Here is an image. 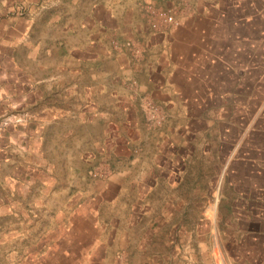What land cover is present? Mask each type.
<instances>
[{"label":"rangeland","instance_id":"obj_1","mask_svg":"<svg viewBox=\"0 0 264 264\" xmlns=\"http://www.w3.org/2000/svg\"><path fill=\"white\" fill-rule=\"evenodd\" d=\"M123 2L0 0V264H264V0Z\"/></svg>","mask_w":264,"mask_h":264},{"label":"crops","instance_id":"obj_2","mask_svg":"<svg viewBox=\"0 0 264 264\" xmlns=\"http://www.w3.org/2000/svg\"><path fill=\"white\" fill-rule=\"evenodd\" d=\"M139 1L140 0H124L123 8H122L123 12H126V14L132 13L133 11L137 13L138 12V9H137L138 4L137 3ZM93 10H92L93 14L97 16V18H96L97 25H96L95 29H93V31L99 29L100 35L107 36L108 35L107 32L110 31L112 27L113 28L119 27L118 24H114V26H113V24L108 23L107 19L103 17V13H104V10H105V11L110 12V15H111L112 18L113 17L115 18L116 12H114L111 7H109V8L105 7L103 9V8H99V7L95 8V6H94ZM130 10H131V12H130ZM113 12H114V14H113ZM136 21L132 22V24L129 25V27L132 29V31L133 30L137 31L139 29V26L137 25ZM127 28H128V26L124 27L123 30H126ZM143 36L147 37V40L143 39L142 43L145 44V46H147L149 48H150V44H152V41H153L154 37H159L158 34L153 33L152 31L151 32L148 31V33H144V31H143L141 33V37H143Z\"/></svg>","mask_w":264,"mask_h":264},{"label":"built area","instance_id":"obj_3","mask_svg":"<svg viewBox=\"0 0 264 264\" xmlns=\"http://www.w3.org/2000/svg\"><path fill=\"white\" fill-rule=\"evenodd\" d=\"M146 12L150 19L151 28L154 31H161L169 26L178 24V21L174 14L168 10L150 7Z\"/></svg>","mask_w":264,"mask_h":264}]
</instances>
